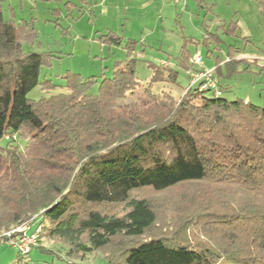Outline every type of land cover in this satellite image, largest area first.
<instances>
[{
    "label": "trees",
    "instance_id": "trees-1",
    "mask_svg": "<svg viewBox=\"0 0 264 264\" xmlns=\"http://www.w3.org/2000/svg\"><path fill=\"white\" fill-rule=\"evenodd\" d=\"M4 2L2 233L38 214L51 223L68 256L102 253L103 264H264V107L228 100L197 83L182 88L179 102L160 100L148 85L155 100L138 96L144 82L136 75L132 39L124 43L126 61L115 62L112 76L104 77L95 93L94 75L70 72L63 85L41 79L42 68L57 54L26 49L38 38L34 20L6 17ZM220 27L235 35L238 24ZM99 39L110 46L123 41L112 31ZM224 42L218 32L203 39L218 50ZM235 51L228 45L229 71L237 70L238 62L248 70L249 61L233 58ZM209 52L214 55V49ZM191 56L184 44L176 68L155 67L147 84L182 87L180 70L189 76L195 70ZM215 74L221 78V67ZM38 85L66 90L30 98ZM25 129L32 131L30 139L23 136ZM14 135L27 139L25 144H17ZM143 190L172 195V202L159 203L154 195L139 194ZM17 257L22 258L18 250Z\"/></svg>",
    "mask_w": 264,
    "mask_h": 264
},
{
    "label": "rangeland",
    "instance_id": "rangeland-1",
    "mask_svg": "<svg viewBox=\"0 0 264 264\" xmlns=\"http://www.w3.org/2000/svg\"><path fill=\"white\" fill-rule=\"evenodd\" d=\"M200 1L202 6L199 5V0H181L179 2L162 0L158 3L155 2L156 5L149 10L151 12L147 15L148 18L150 21L154 18L159 27L157 35L151 38L153 42L146 41L147 44L154 43L155 47L140 43L137 48L142 56L137 57L136 75L144 82L137 88V92L140 94L138 96H143L146 100L151 98L150 93L144 87L148 85L151 92L156 94L160 100H169V102L172 99L175 102L181 100V96L184 94L182 88H187L192 83L191 73L189 76V72L180 70L179 80L182 86L180 88L173 83L147 84V82L151 80L155 67L166 65V62H169L176 68V57L180 56L179 52L186 44L191 53L198 49L193 55L198 52L201 54L204 68L216 70L217 67H221L223 75L221 78L216 75L222 86L224 98L228 100L241 98L264 107V68L262 69L264 65V0ZM56 5L63 7V2ZM10 13L11 11H8L7 15ZM78 15L77 11H74L76 18H64L60 21V25L56 26L54 22H47L45 18L49 16L42 13L41 20L36 22L38 38L35 45L32 47L25 44L24 47L56 52L57 55L54 56L51 65L42 68L41 79L49 78L54 83L63 85L65 83L63 76L70 72H78L84 77L94 75L97 84L92 92L95 93L100 81L104 77L112 76L114 60L120 59L125 62L127 54L123 47L113 46L110 49L109 45H104L98 38L97 32H93V24L87 20L88 15L77 21ZM231 21H236L238 24L236 34L232 36L221 33L222 37L226 45L233 44L242 49V53L234 54L233 58H246L249 61L248 70H246L245 62H238L236 63L237 70L229 71L228 65L225 63L231 57H227L225 49L215 50L213 55L202 43L207 30L215 31L217 25L221 23L227 25ZM63 28H67V30H63ZM143 42L145 43L144 40ZM159 45H163L162 49H157L156 46ZM162 60L166 62L160 63ZM170 64L169 66H171ZM196 67L198 65H194V68ZM164 75L169 76L167 72ZM65 90L66 88L61 86L55 90H43L41 85H38L28 93V96L32 99H40ZM205 95L212 96V93L205 92ZM150 100L154 101L155 99ZM22 133L28 139L33 135L29 129L23 130ZM13 137L16 138L15 142L21 146L27 140L20 138L19 135ZM139 194L151 197L154 195L158 198L159 203L172 202V195L169 196V194L160 196L147 190H143ZM25 222H28L25 227L20 226ZM25 222L4 233L2 232L5 228L0 227V264H103L102 253H91L82 257L80 254L77 257L68 256L66 254L68 247L54 237L55 234L51 231L52 225L44 217L34 214ZM20 227L22 228L19 231ZM25 233L29 236L37 234V240L32 245L30 253H20L22 258H18L15 247L16 237L18 235L22 237ZM4 236H13L14 238L5 241ZM31 241V239H27L24 242L30 243ZM38 246L52 249L58 252V255L43 252ZM217 264L232 263L221 260Z\"/></svg>",
    "mask_w": 264,
    "mask_h": 264
},
{
    "label": "crops",
    "instance_id": "crops-1",
    "mask_svg": "<svg viewBox=\"0 0 264 264\" xmlns=\"http://www.w3.org/2000/svg\"><path fill=\"white\" fill-rule=\"evenodd\" d=\"M161 1L162 0H5L4 14L6 17H9L7 13L8 11H11V13L16 16L17 20H34V25L36 27V22L37 20H41L40 17L42 13L49 16L45 18L47 22H54L55 25L58 26L60 25V21L64 18H76L74 17V11H77V13L79 14L77 21L83 16L88 15L87 20L89 23L91 22L93 24V32H97L98 38L101 34H106L110 31L117 33L123 38L121 45H109L110 49H112L113 46L124 48V43L127 40H136L137 43L135 45L134 54L139 57L142 56V53L137 49L140 43L144 45L149 44L150 47H155L154 43L147 44L146 41L148 42V40H150L153 42L151 38L157 35L159 25L157 26V21H155L154 18L150 21L147 15H149V13L151 12H149V10H151L156 5V3ZM62 2L63 7L56 5L62 4ZM199 5L202 6V2L200 0ZM40 7H42V9H40ZM221 24L217 25L215 31L207 30L204 38L207 37L210 32H218L221 37V33L227 34L225 28L220 27ZM65 29L67 30V28H63V30ZM120 31L122 32V34H120ZM143 40L145 41V43L143 42ZM103 44L108 45L105 43ZM233 46H235L236 48L234 54L240 55L242 53V49L236 45ZM156 47L157 49H162L163 45H159ZM227 47L228 45H226L224 42L221 50L225 49L226 55L227 57H229L227 53ZM207 48L208 51L210 49H214V52L215 50L220 51L217 48L215 49L213 44H209ZM124 50L126 51L125 48ZM196 51H198V49ZM194 53L191 54L193 55ZM180 54L181 51L179 52V55ZM177 58L178 57H176V65ZM117 60L120 59L114 60L113 69L114 64ZM165 62L166 61L162 60L160 63ZM166 63V65L170 64L169 62Z\"/></svg>",
    "mask_w": 264,
    "mask_h": 264
},
{
    "label": "built area",
    "instance_id": "built-area-1",
    "mask_svg": "<svg viewBox=\"0 0 264 264\" xmlns=\"http://www.w3.org/2000/svg\"><path fill=\"white\" fill-rule=\"evenodd\" d=\"M174 1L179 2L181 0H174ZM191 62L193 65H198V67H196L195 70L193 69L190 72L191 75L193 76V80L191 79L192 83L199 84L202 90H206V91L209 90L210 92H212L217 96L222 95L223 89L220 83L218 82L217 75L215 74V70L206 69L202 66L203 65L202 56L199 52L191 57ZM27 223L28 222H25L20 226L25 227V224ZM21 228L22 227H20V229L18 228V230L20 231ZM16 238H17L15 242L16 249L22 254H28L31 251L32 245L36 243L37 234H33L32 236H29L28 234L25 233V235H23L22 237L18 235ZM27 239H31L32 241L30 243L24 242Z\"/></svg>",
    "mask_w": 264,
    "mask_h": 264
}]
</instances>
